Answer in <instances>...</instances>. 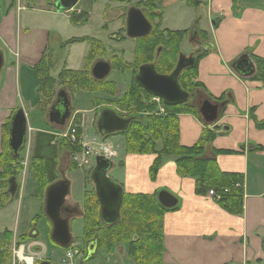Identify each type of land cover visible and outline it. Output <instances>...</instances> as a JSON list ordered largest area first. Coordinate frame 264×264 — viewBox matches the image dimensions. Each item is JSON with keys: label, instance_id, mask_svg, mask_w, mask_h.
Instances as JSON below:
<instances>
[{"label": "crops", "instance_id": "crops-1", "mask_svg": "<svg viewBox=\"0 0 264 264\" xmlns=\"http://www.w3.org/2000/svg\"><path fill=\"white\" fill-rule=\"evenodd\" d=\"M200 1L199 15H184L183 25L169 30L188 29L185 38L189 36L192 41L195 37L210 45L203 46L197 60L196 81L203 88L197 89L194 97H207L217 106V114L210 123L195 114H176L179 144L191 146L199 140L203 129L212 131L201 157H215L221 171L243 176L242 212L226 210L206 189L197 188L195 178L179 176L170 158L165 159L155 180H151L149 167L155 155L123 152L118 160L123 173L117 181L123 192L153 193L165 189L177 198L176 206L166 210L163 216L162 264H264V129L257 127L258 121H264V79L258 76L257 62L264 59V0ZM4 4L8 10L0 15V151L3 125L15 109L22 108L28 125L24 149L29 145L33 155L44 158L51 180L48 164L57 150L51 127L55 123L48 120L49 108L46 112L40 108L38 75L32 67L40 61L43 52L52 66L53 55L47 39L51 31L58 32L50 26L53 21L60 26L58 13L45 10L53 14V19L45 18V30L37 38H31L30 27L15 15V10H23L25 5L16 0H5ZM62 16L65 17L63 25H71L67 14ZM166 16L164 13L161 19L162 29H165L162 21ZM193 26H196L195 35L190 32ZM242 55L253 64L251 74L241 75L233 68ZM69 60L70 47L62 67L69 68ZM120 78L115 82L125 83L124 73ZM48 143L54 150L46 157L43 148ZM107 145L113 149L112 142ZM26 173L24 187L30 184L28 189L32 195L33 176ZM18 201L19 197L9 203ZM230 248L231 256L227 252Z\"/></svg>", "mask_w": 264, "mask_h": 264}, {"label": "rangeland", "instance_id": "rangeland-1", "mask_svg": "<svg viewBox=\"0 0 264 264\" xmlns=\"http://www.w3.org/2000/svg\"><path fill=\"white\" fill-rule=\"evenodd\" d=\"M4 1L5 0H0V15L4 14L6 10H8L4 4ZM16 1H20L25 5L23 10H15V15H18V20L22 19V22L30 27L31 35L29 37L31 38H37L45 30V18L53 19V14H47L45 10H55L56 13H58L57 18L60 21V26H58L55 21L50 19L53 21L52 25L50 26H53L52 28H55V30H57L59 33L53 30L48 35V48L53 55L52 67L48 69V75L54 80L52 85L54 96L57 91L62 89L67 92L71 106V115L70 119L66 120L64 126L51 124L52 130L54 132L52 133V136L54 137V144H56L57 150L55 152L56 154L52 158L51 163L48 164L52 179H48V174L47 179L49 184L59 180H67L69 183V192L65 198L64 204L62 205L61 216L68 218L71 241L66 247L59 246L53 243L52 240L50 241L52 225L45 219L46 217L43 215L41 199L30 194L28 189L30 184H27V186L24 187V180L27 176L26 172L33 174L30 162L32 156L34 155L32 154L29 145H27L26 148L21 151L20 157L16 160V163L22 167L18 173V176H16V179L19 182L18 197L20 198V201H18V203L13 202V205L7 202L4 205L6 208H2L4 210H0V233L4 230L10 229V231L15 233L11 245L9 247L8 245L6 246V249L11 252V260L9 262L10 264H31L30 261L32 257V264H40V262L46 260H48L51 264H135V262L127 254L128 243L123 241L115 242L111 249H106L100 243H98V247H96L95 243H91L93 253L95 251L96 252L92 258L85 261L84 257L86 254V243L89 239L84 240L81 231L84 216L83 194L85 190L94 191L93 184L90 180V171L94 166L96 155L103 154L101 148L102 145H107L111 142L113 144V149H111L112 154L108 157L112 160L114 166L108 170V176L118 183L117 180L120 179L119 175L123 173V167L120 166L118 160L119 157L123 155V152L126 153L125 135L119 132L107 136L100 135L96 127V121L100 112L103 109H113L118 116L127 118L134 117L136 120L141 121L144 125L147 124L148 117L151 115L165 116L167 113H170L165 108L163 102L152 95L145 99L147 104L154 106V109L150 112L138 111L137 109H134V107L127 108L115 104L116 99L122 95L126 85L128 82H130L131 71L126 69L127 64H130L134 59L135 48V42L133 39H119V37L123 35V15H125L126 10L129 7H136L139 5V3L144 2L145 0H132L131 2H119L115 0H79L75 4L74 8L67 12L57 11L53 6L54 0ZM171 1L173 2L170 5H165ZM235 3L237 6V2ZM159 8L163 14L165 13V15H167L166 19L164 18L162 21V27L168 30L180 28L184 23V15H199L200 13L197 8L187 6L183 0H161L159 3ZM202 10L205 12L206 8L203 6ZM64 12L65 14H63ZM86 13L90 15H85ZM66 14L69 18V21L70 18H74L76 23H71V25L68 23V25L65 27L63 25L65 24V17L62 15ZM83 15H85L87 19V22L85 23ZM82 36H91L103 41L106 51L105 56L102 58L104 60L110 61L111 57L113 55H117L116 53H118L119 49L122 48L123 56L121 59L126 64L125 68H123L124 71L122 69L120 70L116 68V60H119V58L114 56L110 61L112 70L106 78L107 81L117 82V80H121V73L125 74L126 84L117 83V91L114 94L109 95L97 91H89L87 90L88 88L83 89L84 87L75 88L74 86L73 88H68L74 84L69 75H65L61 80V86L59 85L57 75L60 71H62L63 60L68 54L69 47V68L72 70H82L83 68L84 56L89 49V43L86 41L67 43V40L71 37ZM62 43H66V45H62ZM196 47L197 46L194 45L193 41L189 39V36H187L185 39L183 38L179 49L184 51L186 56H189L194 54ZM88 75L89 77L93 78L91 76V66L89 67ZM129 75L130 78H128ZM47 88L44 89L47 90ZM197 97H193L192 100H188V103L195 104ZM54 99L55 98H52L51 95L49 103L45 108L46 110L50 108ZM94 100H96V103ZM30 114L31 116H34V113L31 112ZM78 117L79 123L76 124L75 121ZM69 122L72 127H77L76 138H78V136L79 138L82 137L86 140L85 142L90 147V154L86 155L85 159L81 162V165H79V161H74L72 159L73 155L72 153L70 154L68 149H58V147L61 145L58 141L59 139H63L62 136L67 132ZM161 142L162 140L157 142L158 146L162 144ZM43 144H41L42 148ZM77 144L79 146V150L75 152V156L78 155L81 158V153L83 152L82 145L79 144V142H77ZM71 146L73 145L71 144ZM43 150V154L47 157L48 154L54 150V147L50 146L48 143V145L44 147ZM127 153L135 155H147L136 154L132 152ZM168 158L172 159V155H169ZM70 162L71 164H75L76 168L72 169L74 166L71 165ZM44 166L46 168L45 162ZM30 182L33 183L32 179ZM33 186H31L30 189H34ZM201 187L202 189H206L207 192L210 189L206 184H202ZM1 191L2 190H0V192ZM76 201L80 204H78ZM89 202L90 201H88V204ZM65 206L75 208L76 211L66 213L63 210ZM18 217L20 218L19 220ZM34 218L36 219L32 220ZM31 221H33L32 225H30ZM34 228L36 233H39L37 238L29 237L26 240L19 242L17 235L26 232H28V235H30L32 229ZM16 232H19V234L16 235ZM98 235L99 233H95V237H98ZM135 239H137V235H131V240ZM0 244L3 245V242L0 241ZM22 246L24 251L22 257L24 260L17 259L15 256V251H18ZM2 251L4 252V246ZM227 252H229L230 256L233 255L232 248L228 249ZM163 259L164 257L162 258V261ZM0 264H5L4 260L0 261Z\"/></svg>", "mask_w": 264, "mask_h": 264}, {"label": "trees", "instance_id": "trees-1", "mask_svg": "<svg viewBox=\"0 0 264 264\" xmlns=\"http://www.w3.org/2000/svg\"><path fill=\"white\" fill-rule=\"evenodd\" d=\"M115 1L131 2L132 0ZM158 1L159 0H145L137 5V7L143 10V14L151 23L152 29L149 34L144 37L133 38L135 42L134 59L130 64H127L126 69L131 71V79L126 85L122 95L115 101V104L118 106L127 108L134 107V109L138 111H152L154 106L145 102V99L149 98L151 94L146 92L135 80V75L137 74L139 66L145 63H153L158 72L167 74L175 68L180 53V43L188 30L172 31L162 29L156 34L154 30L160 28L163 16V13L158 10ZM200 2V0H184L187 6L193 8H197ZM85 15H88V13ZM85 15H83L84 23L87 22ZM70 23H76L75 19L70 18ZM122 29V32H124V28ZM202 36L206 39L204 33H202ZM127 38L128 37L124 33L119 37V39ZM81 41L89 43V49L84 57L83 68L82 70H72L63 67L62 71L57 75L59 85L61 86L63 77L69 75L74 84H72L71 87L67 86L68 88H73L74 86L75 88L84 87L83 89L88 88L87 90L89 91H97L109 95L114 94L117 91V83H115V81H107L106 78L103 80H96L88 75L89 67L94 62L95 58L105 56L106 51L103 41L90 36H82L71 37L67 40V43ZM156 49H161L158 57H156ZM114 56L119 58V60H116V68L123 70L126 64L120 56L113 55L110 61ZM200 57L201 54L196 55L193 65L182 69L177 77L180 88L189 94L188 100L193 99L197 89L203 88L202 84L196 81L197 60ZM257 62L259 65L258 76L264 79V59H258ZM50 67L52 66L44 52L40 61L32 67V70L38 75V103L43 112H46L45 108L49 103L51 95L52 98H54L52 88L54 80L48 75V69H50ZM44 88H47V90ZM188 100L177 104L163 103L170 113H167L165 116L151 115L148 117L146 125L136 120L134 117L131 118L126 130L119 132L123 133L126 138L125 152L155 155L149 167V177L151 180H155L165 159H167L169 155H172V160L175 163L176 172L179 176H191L195 178L198 189H202L203 186L201 187V185L206 184L208 188L213 189L217 195H219L220 198L217 201L220 202L226 210L232 213H241L243 193L241 188L235 185L243 182V176L238 173L221 171L215 157H201L204 153L205 144L212 138V131L210 129H203L199 140L191 146L179 144L176 114L191 113L200 116L194 103L190 104ZM94 102L96 103V100H94ZM10 119L11 117L3 125L2 132L0 151V190L2 191L0 192V208L4 207L7 202L18 197L17 192L11 195L7 188L8 181L12 177L18 176L22 168L16 163L19 155L13 158L8 145ZM75 123H79V117ZM257 127L264 129V121H258ZM159 140H162L160 146L157 144ZM58 142L61 144L60 146L58 145L59 150L62 148L68 149L70 154L79 150L78 144L69 146L64 139H59ZM220 151L223 152L222 150ZM30 163L33 171L32 176L34 185L32 195L43 200L45 189L49 185L47 171L44 166V158L34 155ZM71 165L74 166L72 169L76 168L75 164ZM224 189L228 191L224 192ZM88 201H90L89 204ZM172 208L173 207H163L158 202L157 192H123L120 206V218L116 223L108 225L103 223L99 217V202L95 192L92 190H85L83 194L84 216L81 231L82 237L84 240L89 239L88 241L95 240L97 247L98 243H100L106 249H111L113 244L117 241L127 242V254L135 264H162L164 250L163 216L166 210ZM35 219L36 218L32 220ZM46 220L48 221V219ZM32 224L33 221L30 222V225ZM95 233H99L98 237H95ZM133 234L137 235V239L131 240V235ZM29 237L28 232L17 235L19 242ZM12 239L13 232L10 230H4L0 233V241L3 242V245L0 244V261L4 260L5 264H10L11 252L6 249V246L8 245L9 247L11 245ZM3 246L4 252L2 251Z\"/></svg>", "mask_w": 264, "mask_h": 264}, {"label": "water", "instance_id": "water-1", "mask_svg": "<svg viewBox=\"0 0 264 264\" xmlns=\"http://www.w3.org/2000/svg\"><path fill=\"white\" fill-rule=\"evenodd\" d=\"M78 0H55L54 7L57 11H68L72 9ZM196 26H193L191 33L196 34ZM151 30V24L144 16L143 12L136 7H130L126 16V35L131 38L143 37ZM201 52L204 47L210 45L203 41H197ZM194 63L193 56L180 54L177 64L170 74H160L156 72L152 63L143 64L138 69L135 77L136 82L148 93L161 97L166 104H177L185 102L188 93L182 90L178 84L177 77L182 69L191 66ZM2 65V54L0 53V67ZM233 68L241 75L251 74L254 70L250 59L243 55L234 64ZM111 71V65L108 61L98 59L91 66V74L95 79H104ZM57 100L62 98L63 106L59 108L57 101L52 105L48 120L51 123L62 125L70 114V102L64 90L56 94ZM195 106L202 119L210 123L217 114V106L209 101L207 97L200 95L195 101ZM130 119H124L118 116L112 109H104L100 112L96 126L100 135L126 130ZM28 126L25 113L22 108L14 111L10 119L8 145L11 155L16 158L26 141ZM113 166L112 160L105 155H96L95 164L90 172V180L94 187V192L99 202V217L105 224H114L120 218V206L122 202L123 189L120 184L110 178L108 170ZM8 192L14 195L17 189V181L12 177L8 181ZM69 192V183L67 180H59L50 184L45 190L44 212L52 223L51 239L66 246L71 240L68 218L61 216L62 205ZM158 202L166 208L176 206L177 198L167 190H160L157 193ZM91 243H88V253L86 258L93 254Z\"/></svg>", "mask_w": 264, "mask_h": 264}, {"label": "flooded vegetation", "instance_id": "flooded-vegetation-1", "mask_svg": "<svg viewBox=\"0 0 264 264\" xmlns=\"http://www.w3.org/2000/svg\"><path fill=\"white\" fill-rule=\"evenodd\" d=\"M159 3L161 2V0H159L158 1ZM159 10V9H158ZM163 13V12H162ZM163 15V14H162ZM124 16V19H123V24H125V22H126V13H125V15H123ZM152 29V28H151ZM162 30V28H159L158 30H154V32L156 33V34H158V31H161ZM151 31V30H150ZM125 32H126V29L124 28V34H125ZM193 40V43H194V45L195 46H197V48H198V43L196 44V42H197V39L196 38H192ZM197 48L195 49V51L197 50ZM160 52H161V49H156V57H158L159 56V54H160ZM181 53H183V51H180V53L179 54H181ZM118 56H120L121 58H122V56H123V50H122V48L121 49H119V52L118 53H116ZM101 57H103V56H101ZM153 64V63H152ZM154 65V64H153ZM155 67V66H154ZM156 70V69H155ZM156 72H158L157 70H156ZM158 73H160V74H167V73H163V72H158ZM169 74V73H168ZM57 101V106L59 107V108H61L62 106H63V103H62V101H63V99L62 98H59L58 100H57V97H56V100H55V102ZM66 213H69L70 211L71 212H74L75 210H74V208H71V207H68V206H65L64 207V209H63ZM61 212H62V210H61ZM39 229V228H38ZM38 235H39V233H36V231H35V228L34 229H32V231H31V234L29 235L31 238H37L38 237ZM86 248H88V243L86 244ZM88 250V249H87ZM33 260V259H32ZM40 264H51L48 260H46V261H43V262H40Z\"/></svg>", "mask_w": 264, "mask_h": 264}, {"label": "built area", "instance_id": "built-area-1", "mask_svg": "<svg viewBox=\"0 0 264 264\" xmlns=\"http://www.w3.org/2000/svg\"><path fill=\"white\" fill-rule=\"evenodd\" d=\"M75 133H76V128L72 127V128H70L69 132H67V134H65L68 142L72 145H74L76 143V134ZM81 145H82V149H83V152L81 153V158L78 155L74 156V160L79 161V165L82 164L81 162L85 159L86 155L90 154V150H89L90 147L87 145V143H85L84 139L82 140ZM235 186L241 187L242 184L237 183ZM226 191H228V190L224 189V192H226ZM207 193L209 196L215 198L216 200H218L220 198L219 195H217V193L213 189H209Z\"/></svg>", "mask_w": 264, "mask_h": 264}]
</instances>
